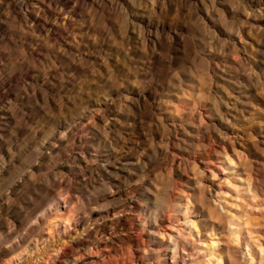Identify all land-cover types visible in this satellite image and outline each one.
<instances>
[{"label":"rangeland","instance_id":"rangeland-1","mask_svg":"<svg viewBox=\"0 0 264 264\" xmlns=\"http://www.w3.org/2000/svg\"><path fill=\"white\" fill-rule=\"evenodd\" d=\"M16 1L0 264H264V0ZM209 201L253 221L254 263Z\"/></svg>","mask_w":264,"mask_h":264},{"label":"bare ground","instance_id":"bare-ground-1","mask_svg":"<svg viewBox=\"0 0 264 264\" xmlns=\"http://www.w3.org/2000/svg\"><path fill=\"white\" fill-rule=\"evenodd\" d=\"M27 3V2H26ZM25 2H23L22 0H18V1H16V8L19 10V11H27L28 10V8H29V5H27ZM3 78V77H2ZM3 80V79H2ZM1 80V81H2ZM0 81V82H1ZM3 82H4V80H3ZM8 82V81H7ZM2 83V82H1ZM227 102V101H226ZM229 103V102H228ZM232 105V104H231ZM236 106V105H235ZM230 110V109H229ZM3 124V123H2ZM233 124V123H232ZM229 125V124H228ZM230 126V125H229ZM202 153V152H201ZM233 169V168H232ZM87 178V177H86ZM249 189V188H248ZM236 190V189H235ZM254 192H255V189L253 190ZM253 191L250 189V193L252 194L253 193ZM237 192H238V190H237ZM236 192V193H237ZM212 195V194H211ZM214 195V194H213ZM212 197V196H211ZM217 198V197H216ZM221 198V197H220ZM219 197H218V201H219V199H220ZM253 198V197H252ZM256 198V195H254V198L253 199H255ZM213 199V198H212ZM207 200H209V199H207ZM221 200V199H220ZM252 201V200H251ZM205 203V202H204ZM217 203V202H216ZM255 203V202H254ZM222 204V203H221ZM226 204V203H225ZM260 204H261V202H260ZM229 205H233V204H229ZM256 205V204H255ZM218 206H219V204L218 205H216L215 204V202H211V201H209L208 202V213L210 212L211 213V217L213 218V219H216V220H219L220 221V223L222 222L223 223V225H226L225 223H227L228 225H226L227 227H228V232H229V235H227V237L229 236V243L231 244V246H232V243H237L238 245H240V243H242L243 241H244V243H243V247H244V249H243V252L245 253V254H243V255H245L246 257H248V260H247V262H250V263H254V261H255V257H254V261H253V258H252V256H253V253H252V245L253 246H255V245H257L255 242H257L258 243V241H256V240H258V239H256L257 238V236H255V237H252V236H254L253 235V233H252V228H251V226H253L252 225V222L253 221H251V220H249L248 218L245 220V221H242V220H240V218L239 219H237V215H235V214H233V215H229V214H227L226 212H224V208H223V206H219V207H221V209L222 210H219V208H218ZM226 207V206H225ZM231 207V206H230ZM147 208V207H146ZM231 208H233V207H231ZM247 208V207H246ZM249 208V207H248ZM251 209V208H250ZM250 209H249V211H250ZM256 209V208H255ZM227 210H229V207H228V209ZM251 210H253V209H251ZM222 211V212H221ZM233 211V210H232ZM235 211V210H234ZM229 212H230V210H229ZM236 212V211H235ZM233 213V212H232ZM237 213V212H236ZM246 214H247V211H246ZM245 214V215H246ZM239 216V215H238ZM248 216V215H247ZM241 217V216H240ZM226 218H227V220H228V222H225L224 223V221H226ZM241 219H242V217H241ZM243 219H245V216H244V218ZM251 219V218H250ZM177 220V219H176ZM253 220H254V218H253ZM56 222V221H55ZM186 223H188L189 224V222H186ZM191 223V227H192V230L191 231H197V228H198V225H196V224H194V222L192 223V222H190ZM219 223V222H218ZM221 223V224H222ZM258 224V223H257ZM197 226V227H196ZM256 227V226H255ZM190 228V227H189ZM254 229V228H253ZM190 230V229H189ZM227 230V229H226ZM199 231V230H198ZM190 232V231H189ZM212 232H214V231H212ZM198 233V232H197ZM197 233L195 234V235H197ZM179 234H181V233H179ZM226 234H228L227 232H226ZM182 235V234H181ZM198 235H199V233H198ZM257 235V234H256ZM185 236V235H184ZM245 236V237H244ZM260 237V236H259ZM194 238V237H193ZM226 240V239H225ZM260 240V239H259ZM262 240H264V239H262ZM222 241V240H221ZM226 241V242H227ZM223 242H225V241H223ZM251 242V243H250ZM261 242V241H260ZM212 244H215V243H218V241H212L211 242ZM201 244V243H200ZM242 245V244H241ZM262 245V243L260 244V245H258V246H256V248H257V250H258V252L259 253H261V254H263V251L264 250H262V249H264L263 247L264 246H261ZM225 246H227V244L225 245ZM227 248V247H226ZM255 248V247H254ZM229 249V248H228ZM231 249V248H230ZM241 249V248H240ZM232 252V251H231ZM242 252V253H243ZM235 253V252H234ZM234 253H233V255H234ZM255 253V252H254ZM156 254V253H155ZM191 255V254H190ZM212 255V257H214L215 256V254L214 253H212L211 254ZM261 257H262V255H261ZM215 258H217V261H219V262H212V260H211V263H214V264H220V258H218V257H215ZM212 259V258H211ZM250 259V260H249ZM215 260V259H214ZM246 260V259H245ZM244 260V261H245ZM209 262V261H208ZM76 263V262H75ZM234 263L236 264V263H238V261L237 262H235L234 261ZM244 263V262H243ZM246 263V262H245ZM244 263V264H245ZM74 264V263H73ZM210 264V263H209ZM222 264V263H221Z\"/></svg>","mask_w":264,"mask_h":264},{"label":"clouds","instance_id":"clouds-1","mask_svg":"<svg viewBox=\"0 0 264 264\" xmlns=\"http://www.w3.org/2000/svg\"><path fill=\"white\" fill-rule=\"evenodd\" d=\"M0 3H3V0H0Z\"/></svg>","mask_w":264,"mask_h":264}]
</instances>
